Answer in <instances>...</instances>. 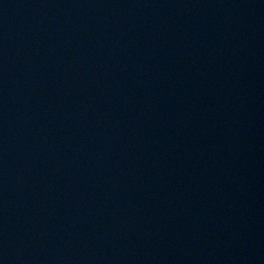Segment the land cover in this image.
Wrapping results in <instances>:
<instances>
[{"label":"water","instance_id":"water-1","mask_svg":"<svg viewBox=\"0 0 264 264\" xmlns=\"http://www.w3.org/2000/svg\"><path fill=\"white\" fill-rule=\"evenodd\" d=\"M0 264H264V0H0Z\"/></svg>","mask_w":264,"mask_h":264}]
</instances>
